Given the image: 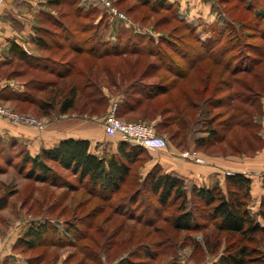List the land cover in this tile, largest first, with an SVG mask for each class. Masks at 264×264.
<instances>
[{
  "label": "rangeland",
  "instance_id": "1",
  "mask_svg": "<svg viewBox=\"0 0 264 264\" xmlns=\"http://www.w3.org/2000/svg\"><path fill=\"white\" fill-rule=\"evenodd\" d=\"M37 1L41 2L40 9L46 14H37L33 24L48 28L55 36L47 37L41 32L36 34L47 39L46 43L56 47H53V51H47L30 39L18 42L28 54L52 61L46 63H56L52 66L61 72L67 73L71 66L74 71H71V77L60 79L28 65L29 62H24L16 56H7L5 51H0V104L10 113L30 119L32 123L15 124L3 117H0V120L41 132L48 129L50 122L64 117L59 114L60 97L56 102L59 105L54 109L39 107L38 101L41 99L49 103L52 88L47 82H57L61 88L66 82L81 86L75 109L67 116L93 118L99 120L98 122L104 119V126L105 119L114 105L118 106L124 91L143 75L148 65L184 63V59L180 57H191L190 47L194 46L195 50L199 49V46L202 47L201 44L198 46L199 38L203 41L210 35L220 36L219 31L227 29L228 33L223 39L227 40L224 44L229 46L231 38L242 37L235 52L232 50L229 57L238 54L242 60L235 63H242L244 66L257 60V51L254 49L264 47V40L259 38L264 36V19L258 18L260 21H255V14L259 17L264 15V0H201L203 4L197 5L198 7L194 5V11V8L191 9V2L164 0L173 8L172 14L190 26L189 30L176 20L165 21L164 19L172 14L164 8L152 10L153 4L143 5L141 0H67L58 6H48L45 3L47 0ZM166 3L164 4L168 5ZM50 19L54 22L56 20L64 27L52 25ZM33 24L30 25L32 29H29L35 33ZM15 27L19 28L21 24H16ZM248 30L257 31L258 34L250 36ZM233 31L239 32L234 35ZM248 36L255 38L249 39ZM117 39L121 41V45L114 47L112 44ZM127 39L140 42L139 47H144L145 56L119 54V49ZM74 40L79 41L78 46L85 44V48L100 41L101 51L108 49L110 54L104 53V56H100L98 53H85L77 56L69 47L70 42ZM58 45L62 48L57 47ZM175 49L180 51L179 56L172 51ZM149 51L154 53V56H150ZM161 52L167 58L159 60L156 54ZM209 68L214 70L209 61L198 63L187 76L188 79L180 82L179 88L171 93V97L175 96L181 101L186 97L200 101L201 95H204L208 79L206 71ZM215 70L210 80V90L204 97H208L223 78L231 79L230 73L222 75L219 72L220 67ZM164 71L165 69L155 76L147 77L146 83L156 82L160 76L166 78ZM172 78L170 76L167 83ZM234 78L248 86L251 85L253 92L250 93L236 84L232 90H225L224 95L239 91L254 98L260 93L262 108L258 106L255 109H258V112L261 110L264 119V66L257 67L250 73H238ZM19 94L29 97L19 99ZM202 107L201 103L200 107L192 109L196 119H200ZM225 112V108H218L213 110V115H222ZM227 117L228 114L220 116L215 124L221 123ZM122 120L127 121L125 118ZM132 121L129 123H135ZM198 127L205 129L200 125ZM14 131L17 132L15 129ZM262 131L263 121L261 136ZM160 135L166 138L168 147L180 150L185 159H188L183 156L185 153H195L198 156L200 153L201 156H251L261 144L254 132L247 128H239L229 134L227 140L220 145L201 148L200 153L189 147V140L186 141L185 147L178 148L177 141L172 142L167 135ZM9 137L10 135H0V200L7 201L6 208L0 211V259L6 258L9 252V259H20L23 264H118L125 257L127 260L130 257L138 264H211L215 254L208 252V247L204 246L205 241L208 239L212 248L220 240L221 253L228 244L225 236L219 235L212 223L206 226L207 221L202 217L199 218L202 226L196 231L178 232L171 227L167 219L175 213L176 207L163 208L157 196L152 193L148 179L152 169L149 166L151 158L148 153L132 166V171L120 192L111 200H106L89 187L78 183L70 171L54 163L48 164L58 175L59 182H43L30 177V167H26L22 161V155L28 151V145L18 140L17 143ZM105 145V149L111 151L109 146L112 143ZM158 213L159 220L151 227L146 226L148 221H155ZM32 223H47L51 231L43 244L29 250L18 241ZM157 244H160V248ZM256 244L264 253L263 235L258 238ZM153 249L159 251V256L151 261L147 254ZM100 259L103 262L100 263Z\"/></svg>",
  "mask_w": 264,
  "mask_h": 264
},
{
  "label": "trees",
  "instance_id": "2",
  "mask_svg": "<svg viewBox=\"0 0 264 264\" xmlns=\"http://www.w3.org/2000/svg\"><path fill=\"white\" fill-rule=\"evenodd\" d=\"M65 1L67 0H47L45 3L48 6H58ZM141 3L148 6L153 4L151 8L155 11L159 10L161 7L170 14H172L173 11L170 4L166 3L164 0H141ZM248 5L249 8L250 4ZM37 14L41 15L46 13L40 10ZM37 14L35 16H37ZM260 16L263 17H259V15L255 14V21H260L258 18L264 19V15L261 14ZM35 19L36 17L34 20ZM171 19L178 21L185 29H190V26L184 21H180L176 15H169L164 20L170 22ZM50 21L54 26L64 27V25L59 24L56 20V23L51 19ZM225 24L227 25V23ZM33 26L35 33L32 31L33 33L30 35L31 37L29 39L43 50L53 51V47L56 46L46 43L45 40L47 39L42 38L41 35H37L41 32L45 36L53 38L52 36L55 35L52 31L38 24H33ZM238 32L239 31L234 32V35ZM226 33H228L227 29H222L218 33L221 37L210 35L209 38L203 41L199 38L197 40L198 46L201 44L202 47L199 46V49L196 50L194 46L193 48L190 47V51L192 52L190 53L191 57L181 56L180 58L184 59V63L182 64H171V62L167 64L148 65L143 75L135 80V83L129 85L124 91L121 101L117 106L118 110L116 116L120 119L125 118L127 120L126 122H131L133 120L132 122L135 123L154 124L153 126L158 136H161L160 134L167 135L172 142H178L176 144L178 148L185 147L186 141L189 140V147L194 148L197 152H201L200 149L205 146L214 147L220 145L227 140L229 134L236 130L238 131L239 128H247L254 132V136L261 142L260 146L254 151H261L264 146L263 137L261 136L263 113L260 112L261 110L258 112V109H255L258 106L262 108L260 93L254 98L241 94L239 91H235L229 95H224V93L226 92L225 90H232L236 84L250 93L253 92L251 85L248 86V84L246 85L244 82L234 77L238 73H250L256 70L257 67L260 68L264 66V47L254 49L257 51L255 53L257 60L251 64L244 66L242 63H235L238 60L241 61L242 57H239V55L235 53V55L229 57V54L232 50L235 52L236 46L240 44L242 37L237 39L231 38L228 46L227 43L224 44L227 40L225 41V39H223ZM248 34H250V36L251 34H255L256 36L258 33L257 31H251ZM253 36H248L247 38H255ZM259 38L264 40V36ZM131 39H127V41L123 43L118 53L145 56L146 51L144 47H139L141 43L132 42ZM78 42L77 40L71 41L69 46L70 49L76 52L77 56L85 53L89 55L98 53L100 56L102 54L103 56L105 54H110L108 49H103V51H101L99 46L100 41H98L96 45L87 48L83 46L85 44L78 46ZM112 45L118 47L121 45V41L117 39ZM57 47L62 48L61 45ZM172 51L176 52L179 56L180 51L177 52L178 49ZM9 55L16 56L24 62H29L28 65L35 66L60 79L71 77V71H74V67L71 66V70L68 71L69 73L61 72L53 67L56 63L50 64L52 62L50 59L43 60L42 57L28 54L26 50L17 43H12L9 46ZM149 55L154 56V53L149 51ZM156 55L159 60H161V58H167L163 52ZM46 61L50 63H46ZM203 61L211 62L214 67V70L213 68H209L206 71L208 79H206L207 84L205 85V91H203L204 95L210 90V80L212 78V73L216 72V67H220L219 72H221L222 75L227 72L230 73L229 77L233 80L223 78L224 80L219 81L215 90H212V93L208 97L201 95L200 101H196L192 98L190 100L188 97L181 101L175 96L171 97V93L179 88L180 82L187 80V76H189L191 71L196 68L198 63ZM163 69H165L164 72L167 74L166 78L160 76L158 77V81L146 83L145 80H147V77L155 76ZM202 72L205 73V71ZM170 76L173 78L167 83ZM47 85L52 88L50 99H48L49 103L41 99L38 101L40 104L39 107L41 109H54L56 108L55 106L60 103L59 114L67 116L69 112L75 109V103L82 87L77 84L72 85L66 82L61 88L58 87V83L54 81L47 82ZM262 85H264V82ZM39 89L42 88L39 87ZM17 97L19 99H26L29 95L22 97L19 94ZM59 97L61 98V102L57 104L56 102H58ZM201 103L203 105L200 111V116L202 118L196 119L192 109L200 107ZM218 108H225L226 112L222 113V115L219 114L214 116L213 110ZM230 110L231 113H229ZM45 114L47 115V113ZM227 114L228 117L224 121L217 125L215 124L220 116H225ZM199 125L203 126L205 129H199ZM9 139L15 140L18 143L17 139L14 137L10 136ZM145 153L149 154L150 152L140 145L121 141L118 144L116 153L104 148L102 153L97 154L92 151L89 140L67 138L61 140L51 148H42L35 156H32L29 150L25 151L22 155V161L26 167H30V173L28 174L30 177L43 182H59L58 180L60 179L58 175L54 173L53 168L48 164L54 163L70 171L75 176L78 183H82L84 186L89 187L91 191L104 199L111 200L113 196L122 189L124 182L132 171V166L142 160ZM255 153L253 152V154L249 156L252 157ZM260 177L264 182V177ZM148 179L150 181V189L152 193L157 196L160 205L163 208L169 206L176 207L175 213L171 215V218L169 217L167 219L175 231H196L202 226L199 220V218L202 217L207 221L206 226L212 223L217 233L225 236L228 244L222 253L219 252L221 247L220 240H218L219 242H216L212 248H210L209 240L207 239L205 241L204 246L208 247V252L210 254H215V258L211 264H264V253L256 244L258 238L262 235L264 236V196L258 211L254 212L251 207L253 201L251 193L252 180L248 176L241 173H234L233 175L227 174L223 184L212 183L210 185L200 186L174 173H166L161 167H153L149 172ZM178 202L179 204L177 205ZM6 206L7 201L1 199L0 211L6 208ZM156 216L158 217H156L155 221H148L145 225L151 227L155 224V222L159 220V213ZM164 220H166V218ZM137 222L140 223L141 221ZM48 225L47 223H32L18 243L23 244L29 250H33L43 244L48 233L51 231V227ZM157 230L159 231V229ZM150 233L151 232L148 234L150 235ZM67 235L66 233V236ZM157 247L160 248V244H157ZM153 250L148 251L147 254L151 261L156 260L159 256V251ZM129 259L130 257H128V260L125 257L121 259L118 264H138ZM99 262H103L102 259H100Z\"/></svg>",
  "mask_w": 264,
  "mask_h": 264
},
{
  "label": "crops",
  "instance_id": "3",
  "mask_svg": "<svg viewBox=\"0 0 264 264\" xmlns=\"http://www.w3.org/2000/svg\"><path fill=\"white\" fill-rule=\"evenodd\" d=\"M175 1L179 2V0ZM180 1L191 2V9L194 8V5L198 7L197 5L203 4L201 0ZM40 5L41 2L37 0H6L0 6V51H5L8 56L9 46L12 43L20 45L19 40L31 37L33 32L30 31L29 27L33 24L35 15L41 10ZM16 24H21V27L16 28ZM103 120L98 122L99 120L94 119L64 116L50 122L48 129L43 132L19 125H11L12 123H5V121L0 120V135H10L18 141L26 142L32 156L37 155L42 148H51L67 138L89 140L92 151L97 154L102 153L107 146L105 144L111 142L112 145L109 147L113 153H116L118 144L122 139L119 135L109 137L104 130ZM262 137L264 139V119ZM149 152L151 157L150 168L161 167L166 173H174L200 186L212 183L223 184L228 172L248 176L252 180V209L254 212L258 211L264 196V182L260 177V167L264 161V146L257 155L252 157L245 154L243 156H201L202 153L199 152L200 156L207 160L205 165L183 158L180 150L171 147ZM9 257L11 256L8 252L6 258L0 259V264H23L20 259L14 261Z\"/></svg>",
  "mask_w": 264,
  "mask_h": 264
},
{
  "label": "built area",
  "instance_id": "4",
  "mask_svg": "<svg viewBox=\"0 0 264 264\" xmlns=\"http://www.w3.org/2000/svg\"><path fill=\"white\" fill-rule=\"evenodd\" d=\"M6 0H0V6ZM117 105H114L110 115L104 121V130L109 137L119 135L122 141L140 145L148 151L163 150L168 148L166 138L158 136L154 126L144 123H129L116 116ZM0 117L7 119L12 123H32L30 119L22 118L17 114L10 113L0 104ZM184 157L194 160L196 163L205 165L206 160L195 153L183 154ZM233 175L234 173H227ZM260 176L264 177V162L261 166Z\"/></svg>",
  "mask_w": 264,
  "mask_h": 264
}]
</instances>
